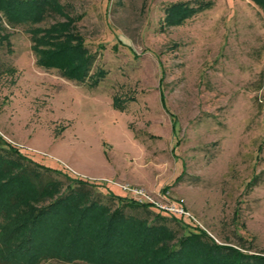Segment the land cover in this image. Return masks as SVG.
<instances>
[{
	"label": "rangeland",
	"instance_id": "obj_1",
	"mask_svg": "<svg viewBox=\"0 0 264 264\" xmlns=\"http://www.w3.org/2000/svg\"><path fill=\"white\" fill-rule=\"evenodd\" d=\"M200 1L211 5L166 21L171 4ZM59 2L64 16L37 23L0 12V147L88 180L103 199L111 192L142 204L124 210L150 222L160 214L178 235L203 231L264 256L261 8L252 0ZM68 17L96 54L92 71H105L95 87L35 63L29 28Z\"/></svg>",
	"mask_w": 264,
	"mask_h": 264
},
{
	"label": "trees",
	"instance_id": "obj_2",
	"mask_svg": "<svg viewBox=\"0 0 264 264\" xmlns=\"http://www.w3.org/2000/svg\"><path fill=\"white\" fill-rule=\"evenodd\" d=\"M252 1L264 13V0ZM210 5L173 3L165 19L180 23ZM0 12L35 23L50 13H66L59 0H0ZM73 22L68 17L29 28L35 63L95 87L105 71H92L96 54ZM112 104L123 110L121 98L115 96ZM91 187L88 180L42 165L14 146L0 147V264H264V256L219 244L203 231L178 235L160 214L153 222L128 214L125 207L143 205L111 192L103 199Z\"/></svg>",
	"mask_w": 264,
	"mask_h": 264
},
{
	"label": "built area",
	"instance_id": "obj_3",
	"mask_svg": "<svg viewBox=\"0 0 264 264\" xmlns=\"http://www.w3.org/2000/svg\"><path fill=\"white\" fill-rule=\"evenodd\" d=\"M258 99H259V102H261V103L264 102V83H263V85L261 86V88L259 90ZM167 209L170 210L171 212H174V213L183 212L182 209H179V208H177L175 206H169Z\"/></svg>",
	"mask_w": 264,
	"mask_h": 264
}]
</instances>
